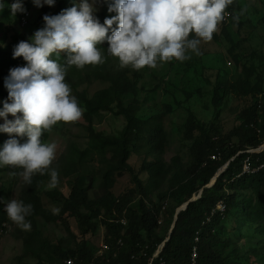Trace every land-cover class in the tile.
Returning a JSON list of instances; mask_svg holds the SVG:
<instances>
[{
    "label": "rangeland",
    "instance_id": "1",
    "mask_svg": "<svg viewBox=\"0 0 264 264\" xmlns=\"http://www.w3.org/2000/svg\"><path fill=\"white\" fill-rule=\"evenodd\" d=\"M14 2L15 0H0L1 51L13 43L18 44L24 36L30 41L37 30L44 28L43 23L38 21L44 9H47L49 16H55L74 4L79 5L82 0H54L51 7L44 4L37 7L33 0H20L24 11L13 16L10 5ZM111 2L112 0H88L94 9L93 16L101 15L105 19L116 15L107 10ZM238 7L235 22L228 19L221 23L219 31L216 32L219 39L213 38L210 42H202L199 46L200 54L189 52L190 58L183 62L173 60L158 64L156 68L146 66L140 70H135L131 66L121 67L118 59L107 52L108 44L105 41L98 45L104 57L102 64L85 66L83 69L67 68L68 80L65 82L70 86L72 95L83 110V115L75 123H58L51 133L45 132L42 136L43 141H55L58 145L51 169L57 171L59 184L56 188L49 189L50 177L45 174L38 192L43 208L61 216L63 220L49 221L36 216L31 222L26 220L31 228L25 231L7 217L3 231L0 232V264H37L39 261L49 264L63 263V254L81 247H85L97 257L101 246L106 244V231L100 222L94 233L81 236L77 221L71 216L60 215L61 206L47 198L45 193L57 190L67 195L72 182L77 178L81 180L88 197L96 199L104 193L103 175L113 166L114 160L111 149L98 143L89 132V124L84 117L87 113L84 103L93 100L96 93L110 88V83L105 80L107 72H125L127 78L135 84L136 91L134 96L129 95L123 101V106L132 104L135 117L146 121L147 127L151 125L160 127L166 133L165 150L156 151L149 143L153 128H147V133L142 134L140 140L134 144L135 147L131 149L127 164L141 180L147 193L145 196L147 201H153L158 205L167 202L159 229L160 236L167 238L172 226L173 208L184 199L183 195L172 196L173 198L167 196L173 190L170 181L176 172L185 171L192 163L193 141L185 138L188 110H191L198 120L216 124L220 133L226 135L241 124L242 110L260 101L262 109L259 125H264V96L261 93L253 99L229 94L219 110L212 105L213 84L218 80L235 82L241 74V66H237L230 51L239 56L241 65L258 63L261 58L264 59V26L261 22L264 17V0H238ZM24 14H28L29 28H23L19 23ZM223 26L227 28L232 43L227 42L221 34ZM252 53L254 60L251 58ZM64 54L61 53L59 57L53 55L51 58L62 65ZM259 70L264 91V66ZM5 80L0 79V88L5 87ZM186 93L191 94L190 98L187 99ZM5 102L11 101L8 97L0 96V111L3 110ZM115 106L113 103L110 106L112 109L101 110L93 115L95 133L103 137L119 136L125 121L122 116H118ZM7 120L12 121L14 117L8 115ZM4 122V118H0V125ZM196 136L198 133H195ZM10 138H16L20 143L27 140L0 132V150H3L5 142ZM257 149L251 148L247 151H263ZM232 159L234 157L229 161ZM3 168L7 169L6 166H0V169ZM13 171L22 170L10 168L0 171V205L4 209L8 201L12 199L20 201L27 187L22 177L10 175ZM182 176L185 177L183 174ZM115 179L111 188L115 196L129 191L135 193L139 191L131 174L123 172L122 176ZM234 191L238 194L237 204L225 212L222 223L215 229L214 232L220 238L215 248L228 264H264V216L261 219L264 205L258 202V196L249 183L240 184L230 193ZM138 199L132 207L136 205ZM57 208L58 214L55 212ZM102 253L105 254L106 251Z\"/></svg>",
    "mask_w": 264,
    "mask_h": 264
},
{
    "label": "trees",
    "instance_id": "2",
    "mask_svg": "<svg viewBox=\"0 0 264 264\" xmlns=\"http://www.w3.org/2000/svg\"><path fill=\"white\" fill-rule=\"evenodd\" d=\"M238 8V0H234L227 9L229 15L223 22L228 19L235 22ZM48 13L47 9H44L38 19L39 23H43V27L45 26L43 17ZM95 18L101 24L105 19L101 15ZM261 22L264 26V17ZM221 34L227 42L232 43L226 27H222ZM213 38L219 39L216 33ZM21 41H27V37H22ZM16 46L17 44L13 43L10 47L0 50L1 80H5L11 69L26 66L23 58H13ZM230 53L237 66H241V74L235 82L227 83L218 80L213 84L212 105L216 110L220 109L229 94L246 99H253L260 93L264 96L261 87L262 76L259 70L263 69L264 59L261 58L258 63L251 62L241 65L239 56L232 51ZM253 56L252 53L251 58L254 60ZM66 58L64 54L63 66L66 65ZM255 58H257L256 55ZM70 67L75 68V66ZM66 80L68 79L65 77ZM105 80L110 83V88L96 93L93 100L84 103L87 110L84 117L89 124V132L98 143L111 149L114 160L113 166L103 175L104 193L96 199L88 197L81 180L77 178L72 182L71 190L67 195L57 190L47 191L45 195L61 206L60 215L71 216L77 221L81 236L94 233L100 222L106 231L105 243L109 246V250L101 256L94 257L85 247H81L63 254V263L58 264H65L69 257L73 259L70 260L74 264H228L215 248L220 238L214 231L222 223L225 212L237 204V191L232 193L230 191L235 190L240 184L249 183L258 196V202L264 205V150L261 152L247 151V149L258 148L264 144V125H259L260 109H262L260 101L245 107L241 113V124L226 135L220 133L216 124L200 121L191 110H188L185 138L193 141L192 163L185 171L176 172L171 178L170 184L173 190L167 196L169 198L184 196V199L173 208V219L177 208L191 199L200 189L206 187L222 165L231 158L234 157V159L221 173L215 185L212 188H205L202 197L190 203L187 209L179 214L169 242L165 244L162 252L156 255L165 241V238L160 236L159 229L163 212L166 211L168 204L162 202L158 205L145 199L146 190L138 175L128 166L127 160L131 149L135 147L134 144L140 140L142 134L147 133V128H153L152 131L150 130L149 143L156 151L165 150L167 136L160 127L152 125L147 127L146 121L135 117L132 104L128 103L126 107L123 106V101L129 95L134 96L136 91L135 84L127 78L125 72H107ZM0 96L8 97L6 87L0 88ZM186 96L188 99L191 94L186 93ZM113 103L116 104L118 116L124 118L125 126L118 137H103L94 132L93 115L101 110L112 109L110 106ZM195 133H198V136L195 137ZM246 162L251 168L262 167L252 173L243 172ZM8 169L10 167L0 169V171ZM123 172L132 175L139 191L136 193L129 191L115 196L111 188L115 178L122 176ZM43 179L44 175L33 176L31 184H27L20 197L24 205L32 206L31 214L26 216L25 220L31 222L36 216L49 221L63 220L61 216L51 213L41 204L38 192ZM137 199L136 205L132 207ZM221 201L226 205L225 212L214 213ZM263 216L264 213L261 212V219ZM7 217L5 209L0 205V232L3 231ZM194 253L197 255L196 258L193 257ZM37 264L49 263L39 261Z\"/></svg>",
    "mask_w": 264,
    "mask_h": 264
},
{
    "label": "clouds",
    "instance_id": "3",
    "mask_svg": "<svg viewBox=\"0 0 264 264\" xmlns=\"http://www.w3.org/2000/svg\"><path fill=\"white\" fill-rule=\"evenodd\" d=\"M233 2L112 0L107 10L116 15L106 18L103 24L93 16L94 9L88 0L58 15H45V27L37 30L30 41L19 42L13 51V58H23L26 66L11 69L5 80L11 102H5L0 111V118L5 120L0 132L27 140L20 143L16 138L8 139L0 150V166L21 169L10 175H19L25 184H31L37 174H48V188H56L58 173L51 165L58 145L55 141H43L42 136L51 133L58 123H75L83 115L65 82L67 67L83 69L102 64L104 57L98 45L105 41L107 52L118 59L121 67L140 70L173 60L183 62L190 58L189 52L200 54L202 42L213 39ZM33 3L37 7L42 4L51 7L54 0H33ZM10 10L13 16L23 12L20 0H15ZM61 53L67 57L65 66L51 58ZM8 115L14 120L8 121ZM5 211L13 223L30 230L31 225L25 220L32 211L30 204L12 199L5 205ZM55 212L58 214L59 209Z\"/></svg>",
    "mask_w": 264,
    "mask_h": 264
},
{
    "label": "water",
    "instance_id": "4",
    "mask_svg": "<svg viewBox=\"0 0 264 264\" xmlns=\"http://www.w3.org/2000/svg\"><path fill=\"white\" fill-rule=\"evenodd\" d=\"M262 149L264 150V144H262L261 146H259L258 149H257V151H260V150H262ZM229 164H230V161H228V162H226L224 165H222V166L219 168V170L217 171V173L215 174V176L212 178L211 182H210L206 187L200 189L198 192H196V193L192 196L191 199H189L187 202H185L183 205H181L179 208H177V210H176V212H175V215H174V219H173V222H172L171 229H170V231H169V234H168L167 238L165 239V241H164V242L162 243V245L160 246V248H159V250H158V252H157L156 255L160 254V253L162 252L163 248L165 247V244H166L167 242H169V240H170V238H171V235H172V233H173V231H174V229H175L176 222H177V220H178V216H179V214H180L182 211L186 210L190 203L199 200V199L202 197L205 188H212V187L215 185V183H216L217 179L219 178V176L221 175V173L224 172V171L229 167Z\"/></svg>",
    "mask_w": 264,
    "mask_h": 264
},
{
    "label": "built area",
    "instance_id": "5",
    "mask_svg": "<svg viewBox=\"0 0 264 264\" xmlns=\"http://www.w3.org/2000/svg\"><path fill=\"white\" fill-rule=\"evenodd\" d=\"M27 15L28 14L22 15L21 20H20V24L23 26V28H29V26H30L29 20L27 19ZM248 152H250V151H248ZM261 167L262 166H259V167H256V168L251 169L250 168V165L247 164V162H246L244 164L243 172L252 173V172H255V171L259 170ZM218 204L219 205H217L216 209L214 210V213H220V214L224 213L225 210H226L225 203L223 201H221ZM124 224H125V222H124ZM107 250H109V246L107 244H103L101 246V249L98 251L97 257L103 255L102 252L107 251ZM193 257L194 258L197 257L196 253H194V256ZM65 264H74V262L72 260L68 259V260L65 261ZM83 264H85V263H83ZM87 264H94V263H87Z\"/></svg>",
    "mask_w": 264,
    "mask_h": 264
}]
</instances>
